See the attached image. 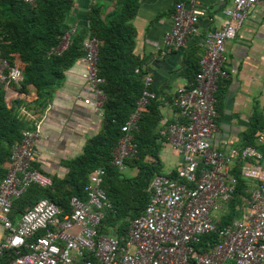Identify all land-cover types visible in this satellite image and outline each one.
I'll return each mask as SVG.
<instances>
[{"label": "built area", "instance_id": "2783aa9c", "mask_svg": "<svg viewBox=\"0 0 264 264\" xmlns=\"http://www.w3.org/2000/svg\"><path fill=\"white\" fill-rule=\"evenodd\" d=\"M25 1L36 4V0ZM261 1L234 0L220 31L208 33L199 63L201 72L189 86L177 90L174 99L181 121L170 127L168 145L183 158L179 179L155 177L149 204L131 223L126 237L99 233L105 211L111 208L102 189L103 169L90 175L85 190L88 201L72 198L68 214L53 202L42 200L17 220L12 219L14 201L28 189L53 187V180L35 168L40 157L36 145L41 139V123L36 131L24 134L0 185V264H264V131L257 134V147L220 152L212 145L219 119L216 93L221 80L227 79L226 44L236 38ZM191 2L189 9L176 5L174 26L165 37L168 47L182 49L198 35L203 14L192 6L195 0ZM76 28L74 25L67 34L60 51L71 45ZM100 46L96 37H87L83 79L90 96L84 104L102 117L106 97L99 90L104 83L98 74ZM23 80L21 66L10 68L0 52V85L21 86ZM153 87V78L147 75L137 111L123 127L124 137L113 155L112 165L119 171L126 170V160L136 153L131 132L150 103L157 100ZM22 113L31 117L25 109ZM237 167L249 189L235 208L240 218L220 228L219 213L234 201L239 185L232 176ZM212 234L218 235V243L204 249L202 238Z\"/></svg>", "mask_w": 264, "mask_h": 264}, {"label": "trees", "instance_id": "16d2710c", "mask_svg": "<svg viewBox=\"0 0 264 264\" xmlns=\"http://www.w3.org/2000/svg\"><path fill=\"white\" fill-rule=\"evenodd\" d=\"M76 1L36 0L35 6H32L25 0H0V52L10 68L15 67L17 61L24 65L21 68L24 75L22 92L28 94L33 87L37 96L32 103L21 101L9 107L5 100V87L0 85V185L8 174L6 166L11 161L14 148L23 144L26 132L36 131V125L45 115L51 100L65 83L67 72L85 58L87 37H96L101 42L98 74L104 80L99 90L106 97L101 110V128L88 139L81 155L63 162L67 173L64 177H52V188L32 186L14 201L12 219L17 220L42 200L53 202L64 214H68L72 198L88 201L85 190L90 175L97 169H103L102 189L111 208L105 211L99 233L123 238L127 236L131 223L144 214L150 201L149 190L153 180L163 175L161 155L166 144L159 132L164 115L161 103L155 100L131 132L136 153L126 160V170L119 171L112 165L114 152L124 137L123 127L137 111L147 76L144 61L135 54L137 31L134 21L142 0H115V9L109 14H106L102 4L92 5L86 23L77 27L72 35L71 45L60 51L65 37L71 34L74 26L71 16ZM201 59L196 57L191 61L186 73L190 84L201 72ZM223 82L219 83L217 99L227 90V85L222 86ZM23 108L31 117L22 113ZM180 121L178 113V121L174 124ZM260 121L257 118L245 135L248 147H255L256 134L264 131ZM39 158L35 168L46 175ZM238 169L232 171V176L239 182L234 201L229 205L232 214L227 219L222 218L220 228L235 218L233 209L242 204V197L249 189ZM178 174L174 171L169 177L178 180ZM216 243L218 235L212 234L202 238L201 246L206 249Z\"/></svg>", "mask_w": 264, "mask_h": 264}, {"label": "crops", "instance_id": "0c3cea01", "mask_svg": "<svg viewBox=\"0 0 264 264\" xmlns=\"http://www.w3.org/2000/svg\"><path fill=\"white\" fill-rule=\"evenodd\" d=\"M195 2L192 6L203 14L197 25L198 35L192 36L179 50L168 47L165 37L174 26L176 5L181 3L189 9L191 0H142L134 21L137 31L135 54L144 61L146 75L153 78V90L164 115L159 132L166 141L161 155L167 172L165 175L179 172L183 166L182 156L168 145V130L178 121L173 104L176 92L190 84L186 73L191 61L204 56L208 33L220 31L234 0ZM95 4H102L107 10L106 14L116 6L115 0H77L71 16L73 24L77 27L84 25L90 7ZM226 54L227 79L223 80L222 86L227 85V90L217 99L218 129L212 139L213 147L220 152L245 149L248 147L245 135L257 118L264 125V0L250 13L236 38L227 42ZM18 64L24 68L21 62L17 61ZM85 69L86 64L82 59L67 72L65 83L58 89L39 121L41 139L37 142L40 153L38 162L51 179L66 175L63 162L81 155L88 139L96 135L102 125L99 112L84 104V99L90 98L83 79ZM5 91L9 107L17 102L32 103L37 99L33 87H30L28 94L23 93L19 85L5 87ZM255 144L257 147L258 144ZM262 149L264 153V146ZM229 207H223L225 211L219 214L221 219L228 218L231 213Z\"/></svg>", "mask_w": 264, "mask_h": 264}, {"label": "rangeland", "instance_id": "374dc122", "mask_svg": "<svg viewBox=\"0 0 264 264\" xmlns=\"http://www.w3.org/2000/svg\"><path fill=\"white\" fill-rule=\"evenodd\" d=\"M165 173H167V172H166V169H165V167H164V169H163V175H165ZM231 213H232V212H231ZM219 214H221V212H220ZM240 214H241V213H234V215H235V218H237V219H238V218H239V216H240Z\"/></svg>", "mask_w": 264, "mask_h": 264}, {"label": "clouds", "instance_id": "9594fccd", "mask_svg": "<svg viewBox=\"0 0 264 264\" xmlns=\"http://www.w3.org/2000/svg\"><path fill=\"white\" fill-rule=\"evenodd\" d=\"M233 210H234V212H235V209H233ZM235 213H236V212H235ZM231 214H232V213H229L228 217H229ZM239 218H240V216H239ZM239 218H238V219H239ZM238 219H237V218H234V219L231 221V223H232L234 220H238ZM229 224H230V223H229ZM227 225H228V224H227ZM225 226H226V225H225ZM225 226H224V227H225Z\"/></svg>", "mask_w": 264, "mask_h": 264}, {"label": "bare ground", "instance_id": "6f19581e", "mask_svg": "<svg viewBox=\"0 0 264 264\" xmlns=\"http://www.w3.org/2000/svg\"><path fill=\"white\" fill-rule=\"evenodd\" d=\"M218 97V96H217Z\"/></svg>", "mask_w": 264, "mask_h": 264}]
</instances>
